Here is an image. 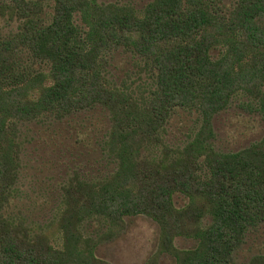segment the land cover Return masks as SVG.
Returning a JSON list of instances; mask_svg holds the SVG:
<instances>
[{
    "label": "trees",
    "instance_id": "obj_1",
    "mask_svg": "<svg viewBox=\"0 0 264 264\" xmlns=\"http://www.w3.org/2000/svg\"><path fill=\"white\" fill-rule=\"evenodd\" d=\"M8 18L19 24L0 33V264H96L79 237L67 238L72 250L39 249L3 211L21 166V125L98 107L110 126L96 143L112 169L73 187L81 221L146 214L170 243L199 240L176 264H233L246 231L264 223V149L215 150L212 118L238 93L264 114V0H152L139 11L53 0L51 12L42 0H0V22ZM116 53L135 70L114 77ZM180 108L197 112L200 126L175 151L163 135ZM177 191L190 197L183 208Z\"/></svg>",
    "mask_w": 264,
    "mask_h": 264
},
{
    "label": "rangeland",
    "instance_id": "obj_2",
    "mask_svg": "<svg viewBox=\"0 0 264 264\" xmlns=\"http://www.w3.org/2000/svg\"><path fill=\"white\" fill-rule=\"evenodd\" d=\"M42 1L51 12L53 0ZM97 1L132 5L139 11L152 0ZM18 24L16 19H2L0 33L8 34ZM132 62L124 53H116L113 76L121 78L126 71L135 70ZM254 103L252 97L238 93L213 116L210 142L215 150L231 153L264 149V114L254 110ZM109 126L108 111L101 107L64 119L42 116L22 124L21 166L16 189L3 215L13 220L20 236H26L39 249L65 250L68 237H79L91 247L96 264H176L181 250L198 244L196 237L177 235L170 243L163 238L160 224L146 214L124 216L122 220L86 217L81 221L76 209L80 194L73 187L82 178H98L112 169L96 143ZM199 126L197 112L178 109L163 135L167 148L177 151L186 145ZM189 201L190 197L182 191L174 193L177 207L183 208ZM210 219L206 216L201 226L208 225ZM232 260L233 264H264V223L246 231ZM49 264L64 262L51 259Z\"/></svg>",
    "mask_w": 264,
    "mask_h": 264
}]
</instances>
